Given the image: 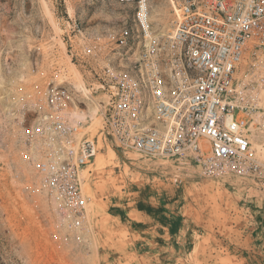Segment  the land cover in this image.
<instances>
[{
    "label": "rangeland",
    "instance_id": "374dc122",
    "mask_svg": "<svg viewBox=\"0 0 264 264\" xmlns=\"http://www.w3.org/2000/svg\"><path fill=\"white\" fill-rule=\"evenodd\" d=\"M148 2L154 30L166 36L171 1ZM132 18V5L119 0H0V264H264V191L250 179L206 177L102 137L85 183L86 221L76 227L53 212L18 163L10 86L68 70L72 76L58 78L77 88L83 102L75 112L96 142L102 93L95 72L106 62L95 52L97 36ZM78 28L93 37L92 49ZM256 62L245 76L254 106L247 133L264 161V55Z\"/></svg>",
    "mask_w": 264,
    "mask_h": 264
},
{
    "label": "built area",
    "instance_id": "2783aa9c",
    "mask_svg": "<svg viewBox=\"0 0 264 264\" xmlns=\"http://www.w3.org/2000/svg\"><path fill=\"white\" fill-rule=\"evenodd\" d=\"M119 1L132 5V22L97 36L95 45L106 60L95 72L102 93L96 142L91 130L79 137L74 112L83 101L73 83L58 78L72 76L68 70L9 88L18 163L31 170L32 186L58 217L82 227L85 183L104 137L124 151L192 165L206 177L250 179L264 191V161L247 133L254 106L245 83L264 55V0H170L166 36L154 30L148 0ZM259 81L264 85L263 76Z\"/></svg>",
    "mask_w": 264,
    "mask_h": 264
},
{
    "label": "bare ground",
    "instance_id": "6f19581e",
    "mask_svg": "<svg viewBox=\"0 0 264 264\" xmlns=\"http://www.w3.org/2000/svg\"><path fill=\"white\" fill-rule=\"evenodd\" d=\"M74 116L76 117L77 122L80 123V126H79V137L82 136L85 132L91 130V129H87L91 125L89 126V124L87 123L88 120L87 119H84L83 114L78 116L77 112H75ZM98 118H99V116H98ZM96 120H97V118H96ZM83 123L86 124V125L84 126Z\"/></svg>",
    "mask_w": 264,
    "mask_h": 264
}]
</instances>
